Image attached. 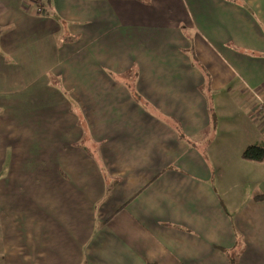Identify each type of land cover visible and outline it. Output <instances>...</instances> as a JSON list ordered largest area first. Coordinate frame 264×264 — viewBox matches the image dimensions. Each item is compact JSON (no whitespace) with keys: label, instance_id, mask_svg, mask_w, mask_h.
I'll list each match as a JSON object with an SVG mask.
<instances>
[{"label":"crops","instance_id":"crops-1","mask_svg":"<svg viewBox=\"0 0 264 264\" xmlns=\"http://www.w3.org/2000/svg\"><path fill=\"white\" fill-rule=\"evenodd\" d=\"M59 86L102 141V167L68 156L84 153L72 116L32 112L65 101ZM257 96L264 0H0V174L26 151L68 173L41 178L56 187L24 207L38 221L23 264H264V172L246 198L223 179L221 193L210 156L218 171H264L241 158L264 148ZM16 122L33 130L26 147Z\"/></svg>","mask_w":264,"mask_h":264},{"label":"rangeland","instance_id":"rangeland-1","mask_svg":"<svg viewBox=\"0 0 264 264\" xmlns=\"http://www.w3.org/2000/svg\"><path fill=\"white\" fill-rule=\"evenodd\" d=\"M56 38L59 43V36H57ZM65 38L66 37L63 35L62 40H64ZM46 77L49 78L50 75L47 73ZM52 86L54 85L52 84ZM57 88L59 89L58 91L62 93V97L65 101H41L40 111L35 110L32 112L39 114L57 113L64 117V119L72 116L73 118L70 119H73V125L77 126L80 132L78 134V137L75 138L77 139V141H72V145L70 146L74 148L78 147L79 149H82L84 153H73L68 156L73 157V162L77 161L78 158L89 156L92 157L95 161H98L97 167H102L103 163L101 162L102 158L100 156L99 149V145H101L102 141L99 138L93 139L90 135V131L93 130V127L90 130L89 123L86 122L85 116L79 104L73 97H71L70 92L66 90L65 87H61L60 89L59 86ZM48 108H50L51 111L47 110ZM13 124L14 140L16 142L15 145L20 146V148L24 146L26 147L23 142L24 140H28L32 135V128L31 130L27 128L24 129L26 123L16 122ZM74 134V130L70 128L69 135ZM70 137L73 138L74 136ZM15 151L17 152V150ZM51 156L52 155L48 156L47 154H45L43 155L45 161H40L39 154L37 153H30L26 151L25 154H23L22 152L18 154L14 152L12 154L13 164L11 169L9 171H2V173L0 174V178L4 177V175L6 174L5 179H0V237L2 236L1 232L3 233V239L0 238V250H2V248H6L5 251H0V262L3 257V260H5V264L8 259L10 261H15V263L19 262L20 264H23L25 261H28L33 256V254L36 253L33 252L34 245L32 243H28L30 242L28 239L29 235L25 233V228H28L29 222L37 224L38 218L34 219V216L28 217V211L24 207L35 206L37 208L38 193L45 191V188L46 190H54V188L56 187L54 185L46 186L45 182H41V178L46 179L47 181L50 180V183L54 184V177H68V173L66 172V170H64L63 168H58V162L57 167L51 164V162H47L48 157ZM210 156L213 163L215 164V168L212 172V181L221 193L222 188L221 186H219V182L221 181V179H223L225 185L228 186L231 190L230 195H237L240 198H246L252 193L251 186L247 184V182L251 179L250 175L254 173L255 179H257L260 174L264 172H255L254 170L252 171L251 169L242 167V165H238L232 169H223L221 171H218V163L213 160V157L218 160V149L215 154L211 153ZM241 158H243L242 155ZM83 165L84 164L80 163L81 172H85L83 171ZM89 167L91 168V162L89 164ZM77 171L80 172L79 170ZM82 176H84V174H82ZM39 181L41 184H39ZM78 189L81 190L80 188ZM62 192L81 194V192H78L76 189L69 190L67 188V185L63 186ZM6 195L9 196V199L11 201H6ZM223 199H225V197H223Z\"/></svg>","mask_w":264,"mask_h":264},{"label":"trees","instance_id":"trees-1","mask_svg":"<svg viewBox=\"0 0 264 264\" xmlns=\"http://www.w3.org/2000/svg\"><path fill=\"white\" fill-rule=\"evenodd\" d=\"M69 38L70 37L65 38L64 41L70 40ZM211 121H212L211 125L216 126L217 118L213 112L211 113ZM180 135L183 137L181 132H180ZM241 155L244 159H247V160L260 161L264 158V148L259 145H255V144L249 145L242 151Z\"/></svg>","mask_w":264,"mask_h":264},{"label":"built area","instance_id":"built-area-1","mask_svg":"<svg viewBox=\"0 0 264 264\" xmlns=\"http://www.w3.org/2000/svg\"><path fill=\"white\" fill-rule=\"evenodd\" d=\"M36 1H40V0H36ZM37 10H39V8ZM252 93H254V92L252 91ZM258 99H259V101H258L259 108L261 109V111L264 112V100L261 97H258Z\"/></svg>","mask_w":264,"mask_h":264}]
</instances>
